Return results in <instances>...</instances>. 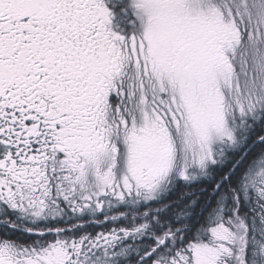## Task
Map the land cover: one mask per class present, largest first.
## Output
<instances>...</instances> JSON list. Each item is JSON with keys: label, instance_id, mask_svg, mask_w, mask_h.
I'll return each instance as SVG.
<instances>
[{"label": "snow or ice", "instance_id": "1", "mask_svg": "<svg viewBox=\"0 0 264 264\" xmlns=\"http://www.w3.org/2000/svg\"><path fill=\"white\" fill-rule=\"evenodd\" d=\"M0 264H264V0H0Z\"/></svg>", "mask_w": 264, "mask_h": 264}]
</instances>
